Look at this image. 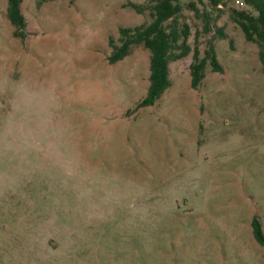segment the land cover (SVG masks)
Segmentation results:
<instances>
[{"label": "rangeland", "instance_id": "rangeland-1", "mask_svg": "<svg viewBox=\"0 0 264 264\" xmlns=\"http://www.w3.org/2000/svg\"><path fill=\"white\" fill-rule=\"evenodd\" d=\"M128 1L151 0H23L20 38L0 0V264H264L250 223L264 231V68L230 15L244 1L182 0L189 43L212 40L223 66L192 88V53L168 63L193 91L198 134L142 122L156 113L136 106L143 44L108 62L119 27L149 19ZM203 10L218 14L207 32Z\"/></svg>", "mask_w": 264, "mask_h": 264}, {"label": "trees", "instance_id": "trees-1", "mask_svg": "<svg viewBox=\"0 0 264 264\" xmlns=\"http://www.w3.org/2000/svg\"><path fill=\"white\" fill-rule=\"evenodd\" d=\"M22 0H7L6 15L14 25V34L20 38L26 36V19L21 11ZM206 1L212 8H218L221 0H196ZM195 0L185 2L187 6L199 11ZM244 8H232L231 18L240 26L247 40L255 41L258 45V56L264 68V0H243ZM138 12L147 10L149 19L137 25L120 26L117 39L109 38L111 48L107 58L115 62L127 55L133 45L143 44L149 49V83L145 95L136 103V106L152 104L166 87L170 84L168 63L183 57L190 52L191 61L189 72L191 85L197 87L205 74V68L210 65L214 71H222L223 66L217 57L212 40L201 51L198 45L191 46L188 41L190 26L181 20L183 9L182 0H151L147 4L128 1ZM204 32L212 30L211 21H215L218 14L212 15L206 10L202 11ZM214 33L224 37L222 27L217 26ZM252 233L255 239L264 245V231L257 215L251 217Z\"/></svg>", "mask_w": 264, "mask_h": 264}, {"label": "crops", "instance_id": "crops-1", "mask_svg": "<svg viewBox=\"0 0 264 264\" xmlns=\"http://www.w3.org/2000/svg\"><path fill=\"white\" fill-rule=\"evenodd\" d=\"M22 1L20 3L21 10H22ZM4 5H6L7 7V0H5ZM109 63L111 64V62ZM181 74H183L185 80L186 79L189 80L190 86L193 88V86L191 85V75L189 72V67L184 68ZM169 78H170V84L162 92L159 98H157L152 104L143 105L147 107V110L144 111L146 112L155 111L156 113L155 116H151V117L142 114L141 115L142 122L147 126H150L154 124L157 118H161L163 116L165 118L172 120L173 126L187 125V124L193 126V131L197 132L198 134L200 132V130H198L199 124L205 123V120H202V114L200 112V109L198 106L195 105V98L193 91L186 88L185 86L182 88L181 83H179L176 79L174 81L171 78L170 66H169ZM205 78H206V72L204 74L203 81ZM156 103H158V106H156ZM153 136L155 138V142L157 143L158 140L156 139L154 132H153ZM163 141L164 139H161L158 142L159 147L161 145V142ZM165 141H167L168 144L167 147L164 149L163 154H165V156H167L169 159H171L172 157H178L179 155L178 149L173 145L169 144L170 141L168 140V138L165 139Z\"/></svg>", "mask_w": 264, "mask_h": 264}, {"label": "built area", "instance_id": "built-area-1", "mask_svg": "<svg viewBox=\"0 0 264 264\" xmlns=\"http://www.w3.org/2000/svg\"><path fill=\"white\" fill-rule=\"evenodd\" d=\"M237 1H239L240 3H243V1H242V0H237Z\"/></svg>", "mask_w": 264, "mask_h": 264}]
</instances>
